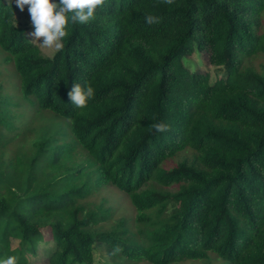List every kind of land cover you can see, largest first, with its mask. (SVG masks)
Here are the masks:
<instances>
[{"label": "trees", "instance_id": "obj_1", "mask_svg": "<svg viewBox=\"0 0 264 264\" xmlns=\"http://www.w3.org/2000/svg\"><path fill=\"white\" fill-rule=\"evenodd\" d=\"M17 11L0 0L15 78L0 69V259L31 264L47 231L50 264H100V245L109 264H264V71L246 64L264 52V0H107L52 57ZM195 51L224 76L191 72ZM85 82L95 96L78 109L67 93ZM111 186L133 223L103 228L112 214L88 199Z\"/></svg>", "mask_w": 264, "mask_h": 264}, {"label": "rangeland", "instance_id": "obj_2", "mask_svg": "<svg viewBox=\"0 0 264 264\" xmlns=\"http://www.w3.org/2000/svg\"><path fill=\"white\" fill-rule=\"evenodd\" d=\"M16 3V0H6ZM264 17V12H263ZM16 22L18 26L28 28L27 34L29 35L34 29L30 23V16L28 14L27 6L23 12L18 11L16 13ZM43 38H41L42 42ZM38 44L46 57H52L57 51L54 47H42L39 42L34 41ZM185 66L191 72H198L202 74H209L211 82L224 76V69L220 66H215L210 63L208 54L205 52L195 51L193 54L186 56L183 59ZM256 68L259 71H264V52H261L255 56H252L246 60V64ZM0 69L3 71L4 80L6 84H11L10 81L15 82V78L11 77L13 75V67L11 65L2 64ZM20 110H25V104L20 108ZM22 121L26 122L27 118H22ZM37 119L34 123H37ZM20 123V122H18ZM37 137V136H35ZM182 158L179 156L177 158L171 159L165 163L166 168H171L176 165V163ZM165 189L174 191V187H166ZM89 204L94 206H100L104 209L109 210L112 216L106 221L102 226L103 228L109 227V225L117 222L120 219H125L127 223H133L136 217V210L133 207L129 196L118 190L115 187H104L89 199ZM134 229V227H133ZM45 239L39 244L38 253L36 255H29L31 264H50L49 258L54 248V243L51 238V234L47 231L44 232ZM13 245L17 246V241H13ZM95 260L100 264H109L111 262V257L108 255L106 248L104 246H98L95 249ZM221 259L217 258L215 255L211 254L210 264H221ZM146 264V263H141ZM182 264H205L204 262H186Z\"/></svg>", "mask_w": 264, "mask_h": 264}, {"label": "clouds", "instance_id": "obj_3", "mask_svg": "<svg viewBox=\"0 0 264 264\" xmlns=\"http://www.w3.org/2000/svg\"><path fill=\"white\" fill-rule=\"evenodd\" d=\"M107 0H16L21 12L27 6L30 23L34 31L29 33L32 41L39 42L42 47H54L57 51L63 49V40L68 36L69 24H85L96 18L97 8H103ZM165 4H173L174 0H164ZM146 23H159V18L153 15L145 17ZM41 38H43L41 42ZM68 99L78 109H86L89 100L95 96V89L89 82L84 85L75 83L67 93ZM157 133L169 130V125L163 121L152 124ZM122 248L114 246L113 255L120 253ZM0 264H19L16 256L0 259Z\"/></svg>", "mask_w": 264, "mask_h": 264}]
</instances>
